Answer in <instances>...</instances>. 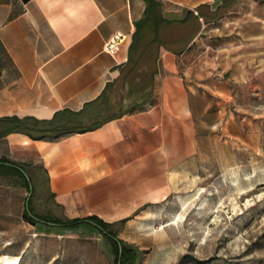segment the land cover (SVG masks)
<instances>
[{"label":"crops","instance_id":"crops-1","mask_svg":"<svg viewBox=\"0 0 264 264\" xmlns=\"http://www.w3.org/2000/svg\"><path fill=\"white\" fill-rule=\"evenodd\" d=\"M224 4L0 0V119L49 121L59 113L61 122L69 119L60 113L70 112L87 127L111 117L56 139L20 132L0 137V159L21 168L31 183L29 190L12 176V184H0V256L18 257V264L36 255L57 257L62 234L92 229L108 243L85 220L90 216L110 224L127 248L141 250L150 215L171 192V169L195 149V108L183 83L205 78L195 59L205 32L232 7ZM114 33L125 38L110 55L103 44ZM132 40L136 55H158L154 64L127 63ZM117 84L144 91L142 104L109 115V91ZM42 194L57 214L42 206ZM74 219L79 225L69 223Z\"/></svg>","mask_w":264,"mask_h":264},{"label":"rangeland","instance_id":"rangeland-1","mask_svg":"<svg viewBox=\"0 0 264 264\" xmlns=\"http://www.w3.org/2000/svg\"><path fill=\"white\" fill-rule=\"evenodd\" d=\"M213 24L203 53L194 56L205 78L183 83L195 108V149L171 169V192L143 231L140 264H264V4L239 0ZM144 97L136 86L117 84L108 114ZM41 200L58 213L44 194ZM35 204L32 198L26 207ZM70 235L60 236L57 257H25L26 263L113 264L96 230ZM18 262L0 256V264Z\"/></svg>","mask_w":264,"mask_h":264},{"label":"trees","instance_id":"trees-1","mask_svg":"<svg viewBox=\"0 0 264 264\" xmlns=\"http://www.w3.org/2000/svg\"><path fill=\"white\" fill-rule=\"evenodd\" d=\"M224 1L225 7H231L236 2V0ZM254 1L259 4H264V0ZM157 56V54L143 52L136 55L135 43L132 40V43L129 46L127 63L130 64L137 62L141 58H146L148 59L147 61L154 64ZM135 57L137 58L135 59ZM60 114L65 115L69 120L56 122L55 118L59 115V113H56L49 121H39L33 118L19 119L16 117L0 119V137L9 132H20L26 134L31 139H56L61 135L70 132L86 131L111 118H101L98 120V122L95 121L91 125L83 127L77 120L79 113L62 112ZM5 163L8 162L0 159V184H12L13 182L11 183L10 177L15 176L17 179H19V181L22 182L23 186L29 189L31 183L26 179V177L15 167L7 166ZM23 216L27 221L32 222V219L27 215V212L24 213ZM85 220H88L90 223H92L94 228H100L101 231H99V233L108 241L111 251L114 255L113 264H140V257H138L140 251L135 248H127L121 240L115 239L114 233L109 228L110 224L104 223L95 216L87 217ZM80 221V219H74L69 221V223L74 222L79 225Z\"/></svg>","mask_w":264,"mask_h":264},{"label":"built area","instance_id":"built-area-1","mask_svg":"<svg viewBox=\"0 0 264 264\" xmlns=\"http://www.w3.org/2000/svg\"><path fill=\"white\" fill-rule=\"evenodd\" d=\"M125 36L120 33H114L103 44V50L108 54H113L118 50L120 43L124 40Z\"/></svg>","mask_w":264,"mask_h":264},{"label":"water","instance_id":"water-1","mask_svg":"<svg viewBox=\"0 0 264 264\" xmlns=\"http://www.w3.org/2000/svg\"><path fill=\"white\" fill-rule=\"evenodd\" d=\"M19 171H21L22 173H24L23 171H22V169L21 168H17Z\"/></svg>","mask_w":264,"mask_h":264}]
</instances>
